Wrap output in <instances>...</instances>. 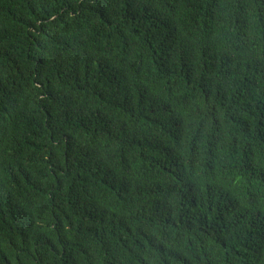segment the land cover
Masks as SVG:
<instances>
[{
  "label": "trees",
  "instance_id": "trees-1",
  "mask_svg": "<svg viewBox=\"0 0 264 264\" xmlns=\"http://www.w3.org/2000/svg\"><path fill=\"white\" fill-rule=\"evenodd\" d=\"M0 264H264V0H0Z\"/></svg>",
  "mask_w": 264,
  "mask_h": 264
}]
</instances>
